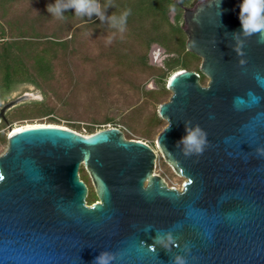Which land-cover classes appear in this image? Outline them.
<instances>
[{
    "label": "water",
    "instance_id": "95a60500",
    "mask_svg": "<svg viewBox=\"0 0 264 264\" xmlns=\"http://www.w3.org/2000/svg\"><path fill=\"white\" fill-rule=\"evenodd\" d=\"M218 3L201 0L182 14L186 50L201 58L206 83L194 70L174 71L157 108L166 124L156 147L185 178L181 188L154 173L152 146L116 126L87 134L57 124L9 127L0 153V264H91L102 250L121 253L113 264H172L173 255L187 264H264V156L255 151L264 147V44L234 40L240 0ZM25 97L3 104L0 117L6 122L5 111ZM185 121L207 132L200 156L176 148ZM80 165L97 198L90 204ZM157 228L172 229L179 247L150 250Z\"/></svg>",
    "mask_w": 264,
    "mask_h": 264
},
{
    "label": "rangeland",
    "instance_id": "374dc122",
    "mask_svg": "<svg viewBox=\"0 0 264 264\" xmlns=\"http://www.w3.org/2000/svg\"><path fill=\"white\" fill-rule=\"evenodd\" d=\"M44 1L47 0H17L12 4V0H0V30L4 40L14 47L25 49L45 40L46 32L40 24L49 32L53 26L66 22L47 13ZM198 1L187 0L182 5L192 7ZM176 12L173 8L168 10L169 22L174 23ZM178 12L179 26L184 32L183 8L180 7ZM37 15L39 20L36 24L40 26L29 23ZM68 21V29L58 31L61 39L68 41L64 47L54 46L56 55L51 60V76L42 79L35 73H44L48 69L42 52L35 53L40 61L28 67L21 54L20 58H14V53L9 56L8 72L18 76L30 72L35 82H14L8 89L0 85V107L24 92L29 94L5 111L6 122L0 118V133L5 134V140L0 138V153L6 147L9 127L17 125L57 124L83 134H87L88 128L115 125L126 138L139 139L151 145L157 153L154 173L160 175L168 186L180 189L185 178L172 169L156 147L157 135L166 124L159 117L157 108L171 94L166 88L169 76L182 64H186V69H199L201 58L184 53L179 47L167 51L157 42H151L144 48L141 44L143 39L155 35L150 30L155 21L152 17L147 18L143 26L126 25L122 36L107 23L90 25V21H81L78 16ZM160 21L159 31L167 33L173 42L179 34L170 33L165 21ZM51 33L48 35L51 36ZM110 37L112 42L107 43ZM123 52L128 56L127 64L116 59ZM136 55L143 56V63ZM171 59L177 61L170 68L166 61ZM201 81L205 84L207 77L203 76ZM162 82L167 90L161 89ZM84 172L89 177L85 169Z\"/></svg>",
    "mask_w": 264,
    "mask_h": 264
},
{
    "label": "trees",
    "instance_id": "16d2710c",
    "mask_svg": "<svg viewBox=\"0 0 264 264\" xmlns=\"http://www.w3.org/2000/svg\"><path fill=\"white\" fill-rule=\"evenodd\" d=\"M14 1L12 4H14L17 0H12ZM54 3V0H47L44 1V3ZM99 2L101 3V5H104L106 3L111 4L112 6L110 7V11L108 13H106L107 15H111V14H116L118 15L120 12H122L125 9H131V14L128 16L127 18V25L128 26H143V22L147 19L152 17V19H154L156 21H154L153 26H150V30H152L154 32L155 35L149 36L145 39H143V42H141L142 46L144 48H147L149 46V44L151 42H157L159 43L161 46H163L167 51L170 50H175L176 47H179L180 49H183L185 52L184 53H190L191 56H195L194 53L189 52L188 50H186L185 48V35L184 32L182 31V29L179 26V20H180V14H179V9L181 7V5L183 4V1H179V2H173V0H99ZM46 5V4H45ZM175 7H172V6ZM176 9L177 12L175 13L174 16V23H171L167 20V12L169 9ZM46 9V8H45ZM30 10V8H29ZM47 12V10H46ZM48 13V12H47ZM45 13V14H47ZM44 14V12H43ZM44 14V15H45ZM50 14V13H49ZM27 15V12H26ZM25 15V18H27ZM65 19L61 20L65 23H61L58 26H53L54 28H51L50 31L48 32L46 30V27L43 26V24H36L38 19L37 15L35 18L31 19L29 21V23H33L34 26H40L42 28H44L45 33V40L41 41V42H45V43H41V42H37L36 44L34 43L33 45L27 47V48H19V47H14L12 46L10 43H8L7 40H4V36H3V31L0 30V85L3 88H9L10 85L14 82H18V81H29L34 83V79L31 77L32 74L29 73H24L21 75H16V74H10L9 71V56L12 55V53H14V58H20V54L22 55V58L25 60L27 67L30 64H34V63H38V58H36L35 53H44V59L46 62V65L48 66V69L46 72L42 73V72H35L37 75H39L42 79L43 78H47L49 76H51V72H52V64H51V60L52 58L56 55V46H61L64 47L67 43L68 40L65 39H61V37L58 35V31H62V30H66L67 27H69L70 22L68 21L69 18H73V16H76L74 14V10H68V12H66L65 14ZM29 16V15H27ZM81 21H90L89 23H91L90 25H92V23H101V21L93 16L91 19H89L88 17H79ZM30 19V18H27ZM159 19V20H158ZM26 20V19H25ZM160 20H164L165 23L168 25L169 31L170 33H178L179 36L177 38L174 39L173 42H171L170 38L167 37V33L165 34L162 31H159L161 24H160ZM68 22V23H67ZM107 23V22H105ZM152 25V24H151ZM68 29V28H67ZM50 32H52L51 36L48 35L50 34ZM72 34V33H71ZM72 37V35L70 36ZM55 46V47H54ZM119 50V49H117ZM123 51V50H121ZM142 55V54H141ZM126 53L123 52L122 54L118 55V57L116 58L118 62L127 64L129 63L128 60V56L126 57ZM139 55H136V57ZM144 56V54H143ZM143 56H139V61H141V63H143ZM142 59V60H141ZM176 62L177 60L175 59H171V60H167L166 61V65L169 66L171 68V64L173 62ZM183 66H181V68L179 69H186V64H182ZM26 67V65H25ZM195 72H197L199 74V81L202 82V78H203V74L199 71L198 68L193 69ZM161 89L163 90H167L165 88L164 83L162 82L161 84ZM158 119L159 117L156 116ZM21 126V125H19ZM115 126V125H114ZM100 129V128H88V132L87 133H92L95 130ZM0 138L5 140V134L4 133H0ZM148 144V143H147ZM151 146V145H150ZM79 176L80 178L85 182V184L87 185V195H86V203L90 204L92 202H94L97 198L95 195V192L93 190V187L90 183L89 177L87 176V174L84 172L83 166L80 165L79 167Z\"/></svg>",
    "mask_w": 264,
    "mask_h": 264
},
{
    "label": "clouds",
    "instance_id": "9594fccd",
    "mask_svg": "<svg viewBox=\"0 0 264 264\" xmlns=\"http://www.w3.org/2000/svg\"><path fill=\"white\" fill-rule=\"evenodd\" d=\"M220 5L221 0H219L217 7H220ZM109 6L112 5H101L99 0H54V3H48L45 5L47 12L56 19L64 20L66 18L64 14L71 9L74 10V14L78 17H88L91 19L95 16L101 21V23L107 22L109 27L115 30V33H120L122 36L126 31L127 18L131 14V9H125L118 15H107L106 10ZM172 7L175 6L173 5ZM239 20L241 24L240 30L231 33L234 40L237 37L247 39L256 36L257 42L264 44V0H240ZM115 33H113V35H115ZM111 42L112 39L110 37L107 40V43ZM233 48L238 57L245 56L244 44L242 41L238 46H234ZM240 63L243 65L246 61L241 60ZM256 79L259 81V76H257ZM248 95L251 96L254 94L250 92ZM237 99H240L241 103H243L241 98ZM254 99L258 103L260 97L255 96ZM234 107H236L237 110H240L239 103L234 104ZM249 107H251V105H249ZM170 126L171 123H169L167 129H170ZM181 146H183L184 155L186 156L202 155L205 149L209 146L207 132L198 124L193 126L191 121H185V134L176 143V148L179 149ZM255 151L259 156H264V147L257 146ZM145 231H147V229H145ZM155 232V236L152 237L154 243L148 246L150 250H154L156 245L163 247L168 252H171L173 247H179L172 229L161 230L157 228ZM143 243L144 241H141V244ZM183 248L185 252H190V245L188 243H184ZM120 256V252L102 250L94 257L91 264H113V262ZM171 259L172 264H187V257L184 255H173ZM193 259H195V257H193Z\"/></svg>",
    "mask_w": 264,
    "mask_h": 264
},
{
    "label": "flooded vegetation",
    "instance_id": "af4514ba",
    "mask_svg": "<svg viewBox=\"0 0 264 264\" xmlns=\"http://www.w3.org/2000/svg\"><path fill=\"white\" fill-rule=\"evenodd\" d=\"M179 1H181V0H177V2H179ZM182 1H183V2H186L187 0H182ZM188 1H192V0H188ZM197 1H198V0H197ZM200 1H201V0H200ZM198 2H199V1H198ZM194 5H195V4H194ZM194 5H193V6H194ZM193 6H192V7H193ZM181 7H182L183 9H184V8H192V7L184 6V5H181ZM23 95H25V96L27 97L29 94H28L27 92H24V93H22V94L16 96L15 98H18V97L23 96ZM26 97H25V98H26ZM15 98H13V99H15ZM25 98H24V99H25ZM11 100H12V99H11ZM7 102H8V101H7ZM5 103H6V102H5ZM5 103H4V104H5ZM2 106H3V105H2ZM2 106H1V107H2ZM1 107H0V109H1ZM0 118H1V117H0Z\"/></svg>",
    "mask_w": 264,
    "mask_h": 264
},
{
    "label": "bare ground",
    "instance_id": "6f19581e",
    "mask_svg": "<svg viewBox=\"0 0 264 264\" xmlns=\"http://www.w3.org/2000/svg\"><path fill=\"white\" fill-rule=\"evenodd\" d=\"M28 125H33V124H26V126H28ZM23 126H25V125H21V126L17 125V126H14L12 129L16 130V129L21 128Z\"/></svg>",
    "mask_w": 264,
    "mask_h": 264
},
{
    "label": "snow or ice",
    "instance_id": "6c2138e0",
    "mask_svg": "<svg viewBox=\"0 0 264 264\" xmlns=\"http://www.w3.org/2000/svg\"><path fill=\"white\" fill-rule=\"evenodd\" d=\"M3 177H0V179H2Z\"/></svg>",
    "mask_w": 264,
    "mask_h": 264
},
{
    "label": "built area",
    "instance_id": "2783aa9c",
    "mask_svg": "<svg viewBox=\"0 0 264 264\" xmlns=\"http://www.w3.org/2000/svg\"><path fill=\"white\" fill-rule=\"evenodd\" d=\"M145 142V141H144Z\"/></svg>",
    "mask_w": 264,
    "mask_h": 264
}]
</instances>
